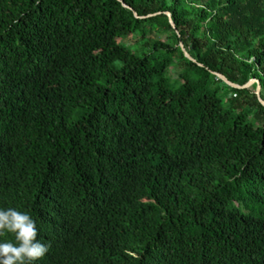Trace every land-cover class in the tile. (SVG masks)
Wrapping results in <instances>:
<instances>
[{
    "label": "trees",
    "instance_id": "16d2710c",
    "mask_svg": "<svg viewBox=\"0 0 264 264\" xmlns=\"http://www.w3.org/2000/svg\"><path fill=\"white\" fill-rule=\"evenodd\" d=\"M122 1L0 0V208L34 264H264V106L212 75L264 99V0Z\"/></svg>",
    "mask_w": 264,
    "mask_h": 264
},
{
    "label": "clouds",
    "instance_id": "9594fccd",
    "mask_svg": "<svg viewBox=\"0 0 264 264\" xmlns=\"http://www.w3.org/2000/svg\"><path fill=\"white\" fill-rule=\"evenodd\" d=\"M10 234L12 240L0 241V264H34L49 251V245L38 239L35 221L15 208H0V237Z\"/></svg>",
    "mask_w": 264,
    "mask_h": 264
},
{
    "label": "water",
    "instance_id": "95a60500",
    "mask_svg": "<svg viewBox=\"0 0 264 264\" xmlns=\"http://www.w3.org/2000/svg\"><path fill=\"white\" fill-rule=\"evenodd\" d=\"M120 2L123 4L124 7H126L128 10H130V11L133 12V15H134L135 18H138V19H139V18H143V17H139V16H138V15H137V14H136V13L130 8V7H129V6H127V5L125 4L124 1L120 0ZM167 15H168V17L170 18V24H171V26L173 27V29L176 30V26H175L173 20L171 19V15H170L169 13H167ZM176 31H177V30H176ZM180 45H181V48H182V50H183V52H184V54H185V57H186L189 61L195 63V61L190 57V55H189L188 52L186 51V49H185L183 43H181ZM200 67H202V66L200 65ZM212 75H213L215 78H217L218 80H220L222 83H224L227 87H229V88H231V89H234V90H245V89H250L252 86L257 85V87H256V95H257V97H258L260 103H261L262 105H264V99L261 97V86H260V83H259L258 81H251L249 84H247V85H245V86H243V87H239V86H236V85H234V84H231V83L228 82L223 76H221V75H219V74L212 73Z\"/></svg>",
    "mask_w": 264,
    "mask_h": 264
},
{
    "label": "rangeland",
    "instance_id": "374dc122",
    "mask_svg": "<svg viewBox=\"0 0 264 264\" xmlns=\"http://www.w3.org/2000/svg\"><path fill=\"white\" fill-rule=\"evenodd\" d=\"M151 37V36H150ZM153 37V39L155 38L154 36H152ZM161 38H162V40L164 41L165 39H166V36H161ZM128 45H130V46H132L134 43H135V41L134 40H132V39H127L126 41H125ZM177 74H178V70H172L171 71V73H170V78H171V80L173 81V82H175L176 80H177ZM249 90H251L252 91V93L253 92H256V89L252 86ZM261 97H262V95H261ZM264 106V105H263Z\"/></svg>",
    "mask_w": 264,
    "mask_h": 264
}]
</instances>
